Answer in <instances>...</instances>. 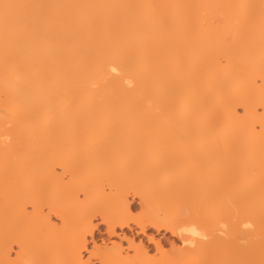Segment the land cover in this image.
<instances>
[{"label":"bare ground","instance_id":"bare-ground-1","mask_svg":"<svg viewBox=\"0 0 264 264\" xmlns=\"http://www.w3.org/2000/svg\"><path fill=\"white\" fill-rule=\"evenodd\" d=\"M0 264H264V0H0Z\"/></svg>","mask_w":264,"mask_h":264},{"label":"rangeland","instance_id":"rangeland-1","mask_svg":"<svg viewBox=\"0 0 264 264\" xmlns=\"http://www.w3.org/2000/svg\"><path fill=\"white\" fill-rule=\"evenodd\" d=\"M132 198H130V200H131ZM138 201V200H137ZM131 209L133 210L132 212H133V214L134 215H138V214H140L141 213V208H140V206H139V204L138 203H132L131 204ZM53 221H56V222H58L55 218H53ZM98 221H100V219L99 220H97V223H98ZM104 229H105V227H101V230L104 232ZM165 234V235H164ZM102 234L101 233H99V232H96V234H95V236H94V239L93 238H91V237H89L88 238V242H89V250H92V247L94 246V243H97L98 245H101L102 243H101V238H103V239H105V242L107 243V245L108 246H110V244H109V241H107V235L105 234V235H103V236H101ZM148 235L150 236H155L157 239H159L160 240V242H161V245L165 248V250H169V248L171 249V247H172V243L173 244H176L177 246L179 245V246H182V244H181V242L176 238V237H173V236H171L170 234H168V233H165L164 231H162V232H160L159 234L153 229H151V230H148ZM129 236H130V233H129ZM134 237L133 238H136V244H138L139 243V239H141L142 241H143V245H144V247L145 248H149L148 250H151L152 248H153V250H154V246H153V244H151L150 243V241H148V239L146 238V237H144V236H139L138 237V235H133ZM165 236V237H164ZM119 240H117V242H118ZM125 245V247H126V244H124ZM17 248H15V250H16ZM124 252L125 253H123V254H125L126 255V253H128V254H130V255H132V251H128V250H124ZM14 255V254H13ZM88 253H83V258H84V260H86L87 258H88Z\"/></svg>","mask_w":264,"mask_h":264},{"label":"clouds","instance_id":"clouds-1","mask_svg":"<svg viewBox=\"0 0 264 264\" xmlns=\"http://www.w3.org/2000/svg\"><path fill=\"white\" fill-rule=\"evenodd\" d=\"M187 234L191 235L192 237H198L201 234L197 231V229L195 228V226H192L191 228H189L186 232ZM181 234H185V232H181Z\"/></svg>","mask_w":264,"mask_h":264},{"label":"snow or ice","instance_id":"snow-or-ice-1","mask_svg":"<svg viewBox=\"0 0 264 264\" xmlns=\"http://www.w3.org/2000/svg\"><path fill=\"white\" fill-rule=\"evenodd\" d=\"M110 72L115 74V75H120V72H119L118 68L115 67V66L110 67Z\"/></svg>","mask_w":264,"mask_h":264}]
</instances>
